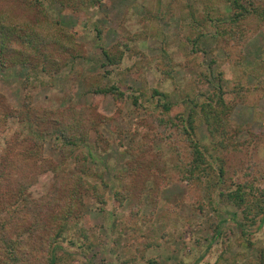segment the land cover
Instances as JSON below:
<instances>
[{
	"label": "rangeland",
	"instance_id": "obj_1",
	"mask_svg": "<svg viewBox=\"0 0 264 264\" xmlns=\"http://www.w3.org/2000/svg\"><path fill=\"white\" fill-rule=\"evenodd\" d=\"M240 2L250 12L234 21L232 0H102L76 9L58 0H0V11L45 9L38 31L50 36L52 57L37 67L0 62V221L16 228L22 209L29 218L19 188L34 180L26 195H45L64 174L78 172L82 153L92 189L84 216L60 236L59 264H264V224L247 222L220 196L242 180L264 195V0ZM112 84L124 98L96 92ZM221 91L233 97L224 114L227 142L214 146L197 112L195 134L211 165L193 178L185 169L192 156L179 133L182 118ZM29 107L91 108L98 130L66 164L42 172L25 151L27 124L11 114ZM56 144L48 137L43 155L60 163Z\"/></svg>",
	"mask_w": 264,
	"mask_h": 264
},
{
	"label": "trees",
	"instance_id": "obj_2",
	"mask_svg": "<svg viewBox=\"0 0 264 264\" xmlns=\"http://www.w3.org/2000/svg\"><path fill=\"white\" fill-rule=\"evenodd\" d=\"M58 1L63 6H73L74 9L78 7L79 3L86 6H95L102 2V0ZM24 4L29 6L30 3ZM231 6L238 8V12H235L233 18L234 21H239L250 12V9L242 4L240 0H232ZM34 7H38V5ZM41 7L37 8L33 15L31 13L28 15L16 13L14 10H10V7L7 8L8 10L1 9L0 62L4 66H9L13 60L22 59L37 67L40 63L52 58L47 42L50 36L47 35L46 37L38 31V28L43 26L41 23L43 17L46 18L45 9ZM52 25L57 28L55 23H52ZM14 42L23 45L22 49L14 47ZM104 53L110 63H117L108 51L104 50ZM96 92L101 94L111 93L117 99H122L125 95L124 91L114 84L100 87ZM230 101H233V97L229 96V92L221 91L217 99H210L202 104H193L188 115L182 118L183 123L179 128V133L186 136L192 156L185 169L193 178L211 165L206 157V151L209 149H203L195 134L197 112L201 113V117L209 125L213 145L222 147L228 138L224 114L230 108ZM164 107L167 110L171 108L166 103ZM198 107H200V110H196ZM73 109L67 108V110L58 112L50 109L31 110L29 107L24 111L23 109L11 111L13 116L20 118L21 121L27 124L28 134L25 138H28L27 141L30 145L25 151H27V156L34 160V163H39L38 167L43 168L42 172L66 164L68 156H71L80 145L88 140L90 130L92 128L98 130L99 121L93 115L91 108L83 107L79 110L74 109V111ZM69 112L76 116L74 120L68 117ZM48 137L53 138L57 142L56 145L59 143L58 146L62 155L60 163H55L53 159L46 158L43 155L44 142ZM88 160L87 155L76 154L75 169L78 172L64 174L62 178L56 180L50 191L43 196L34 198L26 195V190L24 192V188L26 189V186L33 184L34 180L19 188L17 194L26 201V210L31 211L32 215L25 219L26 212L22 209L23 217L17 220L18 225L16 228L9 221H0V264H59L55 248L60 236L66 232L71 220H79L84 216L81 212L84 205L83 201L87 195L86 192L92 189L91 183L84 177L89 172ZM224 172L223 165H221L219 173L221 180H223ZM4 173V168L0 164V177H3ZM235 185L236 188L221 191L220 196L241 209L247 222L255 224L260 221L264 224V195L256 194L254 184L251 185L247 181H237ZM44 218H49L51 222L48 223ZM240 224L246 226L245 222ZM19 226L21 227L18 228ZM24 228V233H27L25 237H22L23 234L20 229ZM16 230H18V238L12 237V233ZM38 252L41 253L38 254ZM262 260H264L263 258L261 262L264 263ZM148 264H158V262L155 259H150Z\"/></svg>",
	"mask_w": 264,
	"mask_h": 264
}]
</instances>
